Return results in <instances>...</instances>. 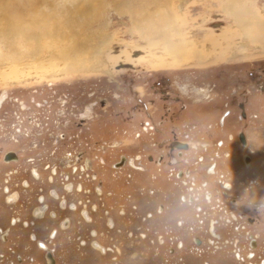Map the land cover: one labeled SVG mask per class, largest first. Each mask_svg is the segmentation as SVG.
I'll return each instance as SVG.
<instances>
[{
  "label": "rangeland",
  "instance_id": "obj_1",
  "mask_svg": "<svg viewBox=\"0 0 264 264\" xmlns=\"http://www.w3.org/2000/svg\"><path fill=\"white\" fill-rule=\"evenodd\" d=\"M93 1L92 23L70 33L81 40L74 51L51 37L78 29L65 10L86 0H39L34 8L0 0V264H264V108L255 122L238 107L239 92L264 83V40L252 41L224 0H175L177 34L210 55L155 67L151 55L170 61L166 45L140 33L136 11ZM240 1L243 21H264V0ZM7 7L46 49L71 46L78 71L62 75L69 61L53 57L36 69L10 66L8 41L22 52L35 41L4 36ZM32 16L40 18L35 26L27 24ZM224 33L225 41H203ZM225 111L234 122L221 131L216 120ZM173 140L188 151L172 149ZM227 179L236 190L226 191ZM117 216L125 224L110 231Z\"/></svg>",
  "mask_w": 264,
  "mask_h": 264
},
{
  "label": "bare ground",
  "instance_id": "obj_2",
  "mask_svg": "<svg viewBox=\"0 0 264 264\" xmlns=\"http://www.w3.org/2000/svg\"><path fill=\"white\" fill-rule=\"evenodd\" d=\"M38 1L39 0H27V2L25 4L31 5L32 8H34L35 7L34 4L37 3ZM110 1L112 3L111 4L112 7L114 9H116V10H118L120 8H127V9L130 8V9L133 10V12L136 11L133 14L132 17L137 20L136 24L139 25L138 29L140 30V33L143 36H145L146 39H149V41L157 40V41H160V42H162V43H164L166 45V49L163 51V53L167 54V56H168L170 61H167V62H161L160 61V62H158V60H157V62H155L154 58H153L154 55H151L152 59H150V63L152 64V66H155V67L156 66H172V67H174L176 65H178V66L182 65L186 61L201 62V61H203L204 58H207V56L210 55V54L206 55L201 50H196V48L194 47V42L193 41H188V40L184 39L182 36H179L177 34L180 29L175 28L176 25L179 24V23H177V21H179L178 20L179 18L178 17L176 18L177 12H173L174 11L173 10V4H174L175 0H131V2H129V0H110ZM181 1L182 0H179V2H181ZM239 1L240 0H224V3L222 2V6L224 5V7H226V9L228 10V13H229V11L231 12L229 14L232 16L233 20L236 21L237 25L240 26V28L246 30L248 37H250L252 41H257L258 43H261V40H264V21L261 20V19H257V18H254V19H256V20H254V19H252L253 17H250L248 22L243 21L240 18V16L237 14V12L235 11ZM33 2H35V3H33ZM132 7H134V8H132ZM96 8H97V5L94 4L93 0H86V3L83 4V5H79L78 4V5H74L71 8L68 7V9L65 10L68 13L67 18L70 19V21L72 20L71 21V23H73L72 27L75 28L78 25L77 26L78 29H76V30L75 29H71L69 31V33L67 32L68 34H66V33L61 34L63 31L62 32L61 31H56L54 33V35H52L53 37H51V38H53L54 40L58 39V40H56V42H58V43H59V40H61L62 43L64 45H67V46L72 44V47L74 48L73 49L74 51H75V49H79V47H81V46H79V43H78V42H81L80 37L75 34V38L73 37L74 39L73 38L70 39V37H71L70 33L71 32L72 33L73 32L76 33L77 31L82 32L83 29H84L83 25H85V26L86 25H90L92 23V21L94 20L95 16L97 15V11H96L97 9ZM233 11L236 12L235 13L236 15L233 13ZM31 12H33V11H31ZM34 12H35V10H34ZM7 13L8 14L3 17L7 21L6 22L7 30L4 31L5 32L4 36L12 38L14 40L16 38L15 36H24L25 39H29V40L35 41L34 48H32V49L29 48L27 51H24V52H22L21 50H13L14 49V44L12 42L8 41L10 43V45H9L10 46V50L8 51L9 61H7V63H9L10 66L14 65L12 63H15L16 65H19L18 63H20L22 65L26 64L25 66H29V62H30L32 65H30L29 68H35L36 69V68L42 67L44 62L47 59H50L51 57H53L52 60L55 59V58L56 59L58 58V59H63L65 62L67 60V63L69 61V63H68L69 64V68H71L73 70L70 69L67 72L63 71L62 75H65L66 73L69 74V73H74V71L75 72L78 71V70H74V68L78 69L77 65H76L77 67L72 68L75 65V62L73 61L72 56H67L68 53L71 52V51H69L71 46L70 47H62L61 49H58L57 46L56 47L52 46V47H50V49H46V46L45 47L42 46V43H41L43 38H41L39 36L38 32H35L34 30H32V29H34V27H30L29 28L26 25V28H23L20 25H17L15 23L16 22L15 18L17 17V15L14 14V12H12L11 9L8 10V7H7ZM36 15H37V13H36ZM39 16H38V19H40ZM20 17H23V16L21 15ZM36 17H34V18H36ZM50 17H51V15H47V14L44 15L43 14V17H41V18H42L43 22L47 23L46 21H48V19ZM53 18L55 19V17H53ZM38 19L37 20L33 19V16H32V17H30V19H29L27 24H29V26H35L36 25L35 22H38V23L40 22ZM65 19H66V16H65ZM58 22H60V21H58ZM80 25H82V26H80ZM61 26H63V25H61ZM58 27L59 26H57V28ZM85 35H87V34L85 33ZM88 37H91V36L88 35ZM174 37H175V40H174ZM203 39H204L203 41L206 43L207 42L206 40L212 41V39H213L214 41H218L219 39H222L223 41H225V40L229 39V37H228L227 33H224V34H218L214 38L205 37ZM189 45H193V46L188 48ZM225 47H227V46H225ZM260 47H261L260 49L264 50V43H262V46L260 44ZM81 49H83V48H81ZM82 52H83V50H82ZM137 52H139V51H137ZM207 53H210V52H207ZM138 58H133L132 61H137ZM71 60H72V62H70ZM48 61H51V60H48ZM23 62H25V63H23ZM48 63H52V61L48 62ZM89 65H91V64H89ZM100 65H102V64H100ZM124 65L125 66H123L122 68H128V67H126V64H124ZM129 69H131V68H129ZM79 71H81V69H79ZM37 73L38 72H36L35 74H37ZM79 74H81V73H79ZM109 74H110V72H109ZM52 75L53 76H51L50 79H48V77L46 78L44 75L43 76L45 77L44 79L47 82H52V80L54 79V74H52ZM38 79H40V78H38ZM27 83L29 84L31 82L27 81ZM210 170L212 172V169H210ZM190 202L192 203L194 201L191 199ZM143 208H145V207L143 206ZM42 214H43V211H39L38 212V215L41 216ZM52 214H54V213H52ZM148 217L151 218V220L154 218V217H151L150 213L148 214ZM134 221H130V223L128 225L126 224L125 227H128V228L131 229V227L137 225V224H135L136 222H134ZM146 221H147V219L144 222H146ZM91 224H93V222ZM108 225H109L110 231L114 232V230L116 228L115 219L109 218L108 219ZM212 226H214V224H212L211 228H210L211 234L213 236H215V237H218V236H216V234L214 232L215 228L212 227ZM121 234H124V231H119L117 236L120 237ZM115 236H116V234H115ZM196 241L198 243V240H196ZM40 246L42 248H44V245L42 243H40ZM147 250H150V249L148 248Z\"/></svg>",
  "mask_w": 264,
  "mask_h": 264
},
{
  "label": "flooded vegetation",
  "instance_id": "obj_3",
  "mask_svg": "<svg viewBox=\"0 0 264 264\" xmlns=\"http://www.w3.org/2000/svg\"><path fill=\"white\" fill-rule=\"evenodd\" d=\"M251 77V76H250ZM239 97H242L243 98V101H244V103H238V107H240L241 109H242V112H241V118H243L244 119V117H246L247 116V114H245V111H246V109H247V107H248V110H250L251 112H253L254 114H250L249 113V117L252 119V120H254L255 122H259V121H261L260 119H261V117H260V115L261 114H259L257 111L259 110H261L262 109V107L264 108V83L263 82H261L260 80H257V81H255L254 80V83L253 84H249V86H247V88L246 89H244V90H242L241 92H239ZM260 97H262V98H260ZM233 101H235V100H233ZM140 102V101H139ZM183 109H185L186 108V106L184 105L183 107H182ZM228 117H230V111H225L223 114H222V116H220V117H218V119L216 120V128H219L221 131H223L224 129L223 128H225V127H230V124H233V122H234V120H232L231 119V117L228 119ZM211 122H213V120L212 121H210V123ZM229 122V123H228ZM228 123V125H226ZM263 122H261V124H262ZM207 124H208V122L205 124L206 125V127H207ZM209 125V124H208ZM261 127L262 128H264V125H261ZM212 127H211V125H210V129H211ZM243 135V137H244V143L243 144H247L246 143V137H245V133L244 132H238L237 133V138H238V141H239V143H241L240 142V140H239V136L240 135ZM168 137H176V135H174V133H173V131H170V133H168ZM172 145H171V148L173 149V148H175L176 150H180L181 152H187L188 151V149H189V147H188V145L187 144H184V143H179L178 141H176V140H173V142L171 141L170 142ZM242 144V143H241ZM229 156V155H228ZM249 159H251V157H246L245 158V160H244V162H245V164H247V162H248V160ZM260 163V165H264V164H262L263 162H259ZM216 162L213 164V169H212V172L211 173H216V172H214V169H215V167H216ZM218 172H219V170H218ZM262 174V173H261ZM215 175V174H214ZM229 173H227V175H220L219 176V180H220V178H225V176H227L228 177V179H230L229 178ZM227 179V182H223L224 184H225V189H226V191H228V192H232V191H234V190H236V188H235V182L233 183L232 181L231 182H228L229 180ZM38 180H40V179H38ZM221 181V180H220ZM243 184L242 182H239V184ZM252 184V183H251ZM27 187H30L29 185H27ZM240 188V186L238 187V189ZM249 189V188H248ZM54 195H57V193L55 192L54 193ZM56 197V196H55ZM42 198V200L44 199L43 197H41ZM192 200L193 201H195V199L192 197ZM139 201V200H138ZM198 201V200H197ZM44 207H41V208H39V209H37V214H38V212L39 211H44ZM197 210L198 211H200V209H198V207H197ZM43 216V214L41 215V217ZM126 216H128V214L126 215ZM126 216H125V219H126ZM38 217H40V215H38ZM151 217H152V215H151ZM119 218H121V217H119V216H117V217H114L113 219H115V221H116V227H118L119 225V227H121L122 225H124L125 223H123V222H120L119 221ZM123 218V217H122ZM125 219H124V221H125ZM131 219H133V218H131ZM123 221V220H122ZM131 221V220H130ZM132 221H134V220H132ZM134 222H137V220H135ZM127 225L129 224V223H126ZM89 225L90 226H96V224H91V222L89 223ZM136 226V225H135ZM135 226H133V227H131V229L132 228H134ZM130 229V228H129ZM34 236V235H33ZM40 243H42L43 245H44V248H42V249H46V245L43 243V242H41V241H39V245H40Z\"/></svg>",
  "mask_w": 264,
  "mask_h": 264
},
{
  "label": "water",
  "instance_id": "obj_4",
  "mask_svg": "<svg viewBox=\"0 0 264 264\" xmlns=\"http://www.w3.org/2000/svg\"><path fill=\"white\" fill-rule=\"evenodd\" d=\"M122 67L123 66H125V65H121ZM126 67H130L129 65H126ZM239 140H240V142L243 144L244 143V137H243V135L241 134L240 136H239ZM9 157H12L11 155H9V156H6V159H9Z\"/></svg>",
  "mask_w": 264,
  "mask_h": 264
},
{
  "label": "crops",
  "instance_id": "obj_5",
  "mask_svg": "<svg viewBox=\"0 0 264 264\" xmlns=\"http://www.w3.org/2000/svg\"><path fill=\"white\" fill-rule=\"evenodd\" d=\"M259 131H260V130H259ZM261 134H263V133H261ZM261 140H264V139L261 138L260 141H261Z\"/></svg>",
  "mask_w": 264,
  "mask_h": 264
}]
</instances>
